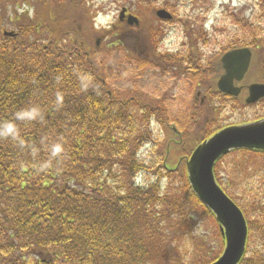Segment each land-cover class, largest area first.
Segmentation results:
<instances>
[{"label":"trees","instance_id":"1","mask_svg":"<svg viewBox=\"0 0 264 264\" xmlns=\"http://www.w3.org/2000/svg\"><path fill=\"white\" fill-rule=\"evenodd\" d=\"M91 11L89 0H0V121L25 108L40 112L17 122L25 148L0 139V264H187L177 243L194 227L189 208L215 218L192 192L184 165L160 162L164 145L151 124L168 131L175 115L106 87L109 52L92 45ZM79 74L89 77L87 90ZM143 133L158 145L150 161L139 152ZM54 141L65 151L49 163ZM235 151L237 164L264 161V152ZM181 167L180 179L169 176ZM214 173L241 208L248 241L259 234L261 247H247L239 264H264V173L238 195Z\"/></svg>","mask_w":264,"mask_h":264},{"label":"flooded vegetation","instance_id":"2","mask_svg":"<svg viewBox=\"0 0 264 264\" xmlns=\"http://www.w3.org/2000/svg\"><path fill=\"white\" fill-rule=\"evenodd\" d=\"M246 1L239 7L232 0H188L187 3L182 0H123L110 24L93 31L91 41L96 48L105 45L109 63L116 58L115 66L120 68L123 57L126 63H131L130 59L135 56L143 59V75L155 70L153 74L158 77L156 83L162 94V101L159 99L157 103L167 105L165 100L190 107L188 118L191 121L188 118L179 120L182 114L177 113V122H174L177 128L169 124L174 131L170 129V135H166L162 165L168 166L180 157L179 162L184 165V156L192 152L201 136L212 131L213 125L217 130L233 124L218 126L209 119V112L200 123L198 118L203 108H212L214 112L229 101H237L242 108L259 106L262 110L242 121L264 117V97L253 104L244 102L250 84L264 83V32L257 33L264 30V20H258L264 13L261 17L255 14L256 6L264 2ZM160 9L167 11L171 18L161 17ZM245 10L248 11L247 19L243 16ZM253 15L256 18L251 19ZM236 48H248L251 58L242 79L233 80V85L240 88L238 96H233L221 91L218 81L226 70L222 61L224 54ZM249 70H263L262 78L256 73L257 76L247 80ZM166 91L170 94L164 95ZM192 128L194 135L200 132L194 145L187 141Z\"/></svg>","mask_w":264,"mask_h":264},{"label":"rangeland","instance_id":"3","mask_svg":"<svg viewBox=\"0 0 264 264\" xmlns=\"http://www.w3.org/2000/svg\"><path fill=\"white\" fill-rule=\"evenodd\" d=\"M91 1L94 5L93 15L95 17L96 24L105 26L110 24L113 17L115 18L118 9L121 6L120 2H122L123 0H90V2ZM232 1L235 2L239 7L243 6V4L245 5L247 2L246 0ZM182 2L187 3L188 0H182ZM24 5L25 3L23 1L18 2L19 7H24ZM262 5L260 4L256 6L255 14H257V17H261L264 13V5ZM247 13L248 11L245 10L243 13L244 19H247V17H245ZM252 18H256V16L253 15L251 19ZM258 20H264V16L263 18H259ZM249 32L254 34L252 30H249ZM263 32L264 30L257 33ZM115 60L116 58L111 61L109 70H103V73L106 76V87L113 90L115 95L116 93L120 95L118 96L119 98L136 96L138 97L142 105L146 103H156L159 99L162 101V94L158 89L159 86L156 83L158 81V77L156 73L153 74L155 70H151L148 75H143V59L141 57L133 56V58L130 59L131 63H126V60L123 57V66L120 67L121 65H119L120 68H118V66H115ZM137 61H140V63H136ZM256 73H258L259 77L262 78L263 70H257V72L256 70H249V72L246 74L247 80H251L254 76H257ZM182 93L183 92L181 91L180 94ZM165 94H170V92L166 91L164 95ZM163 102L167 104L163 105L166 110L165 113H167V116H172L178 113L179 115L182 114L179 117L180 119L178 118L179 120H187L191 113L190 107L182 106V104L174 105L165 100H163ZM196 110L198 111L197 108ZM208 112L209 119L212 120L216 125L222 126L228 123H238L243 119L253 118L254 116L258 115V113H262V110L259 106L242 108L239 102L229 101L223 106L217 107L214 112L212 108H203L198 118V121L200 123L205 120V116ZM189 121L191 120L189 119ZM151 129L153 130V134L157 133L158 139L161 141L162 145H164L161 148V150H163L167 140L166 135L169 136V132L171 130L167 131L161 125H157L154 122L151 124ZM192 132H194L193 128L190 130L191 134L188 136L187 141L192 142V145H194L199 140L200 132H197L195 135ZM143 135L145 136L146 141H144L143 146L140 148L139 152H143V158H145L146 161H150L153 160V158L157 155L156 150L158 149V145L155 150L154 142H151L149 140L147 134L143 133ZM235 152L236 151H233L224 156L217 164L216 170L218 173V178H220L219 181L222 183V185L227 186L231 193L236 192L237 194L240 192V187L242 188L243 186H246V183L251 180L252 177L254 179V177L258 174L264 173V161L260 157L255 156L250 161L244 164H237L235 158L238 154ZM159 154L161 162L162 152L160 151ZM174 162L175 161L173 160L172 163ZM233 165H235L234 168ZM181 172L182 167L178 169L176 173L169 176L171 178L180 179V177H177V175L181 176ZM232 178H234L235 180L231 182L230 179ZM166 183L167 178L165 177L163 178L161 185L164 186V184ZM238 200L244 203L241 198H238ZM189 213L193 217L194 227L188 238L183 239L177 243V246H179L183 253L187 256L186 263L191 264L193 262L192 260L194 259H212L214 256L219 255L222 252V242L219 227L215 219H213V217H211L203 207L198 205L189 208ZM253 213L254 212H252L251 210V213L248 215V218L252 221L256 218ZM250 246L253 248L261 247L259 245L258 233L254 232V234L252 235V240L249 237L247 247Z\"/></svg>","mask_w":264,"mask_h":264},{"label":"water","instance_id":"4","mask_svg":"<svg viewBox=\"0 0 264 264\" xmlns=\"http://www.w3.org/2000/svg\"><path fill=\"white\" fill-rule=\"evenodd\" d=\"M158 13L169 17L164 10ZM4 35L13 33L4 32ZM249 60L250 51L247 48L233 49L224 54L222 61L226 70L218 81L221 91L238 95L240 88L233 85V80L242 79ZM262 97L264 83H252L248 87L245 103H255ZM234 149L264 151V118L221 128L200 142L185 162L188 184L198 200L213 214L222 236V253L209 264H239L245 253L248 235L246 219L239 206L222 190L213 172L215 162Z\"/></svg>","mask_w":264,"mask_h":264},{"label":"clouds","instance_id":"5","mask_svg":"<svg viewBox=\"0 0 264 264\" xmlns=\"http://www.w3.org/2000/svg\"><path fill=\"white\" fill-rule=\"evenodd\" d=\"M79 80L85 90L90 85V80L87 74H79ZM40 112L35 107L21 109L15 113L13 119L0 121V139L12 140L17 143L20 148H25V142L21 137L20 130L18 127V121L35 120L39 118ZM48 162L59 160L64 154V144L61 141H54L47 145ZM33 156L37 155L35 151L32 152ZM47 163L42 165L47 167Z\"/></svg>","mask_w":264,"mask_h":264}]
</instances>
